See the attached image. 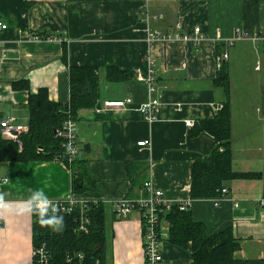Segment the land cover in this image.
<instances>
[{
	"label": "crops",
	"instance_id": "obj_1",
	"mask_svg": "<svg viewBox=\"0 0 264 264\" xmlns=\"http://www.w3.org/2000/svg\"><path fill=\"white\" fill-rule=\"evenodd\" d=\"M147 10L162 17L148 24ZM0 22L7 26L0 27L3 117L15 115L29 125L30 94L42 87L52 100L69 102L70 66L97 67L102 80V105L79 109L76 119L77 164L91 177L86 191L73 192L72 170L62 160L0 161L6 204L0 208V264H33V212L23 209L38 190L48 199L79 194L102 202L106 264H144L140 212L119 218L116 203L143 196L148 180L170 201H191L194 219L208 233L230 228L241 243L239 257L264 258V0H0ZM155 27L193 34L200 27L202 42H149L148 30ZM39 35L54 39H35ZM222 62L230 70L232 166L249 175L227 181L228 197L216 205L214 199L192 200L190 190L193 162L216 146L213 135L193 128L224 104L222 89L213 84ZM109 66L127 71L129 79L107 81ZM151 68L154 96L161 100L154 122L138 111L151 98L142 79ZM18 80H28L30 89L13 88ZM128 97L133 103L127 108L105 105ZM144 140L149 144H138ZM163 253L162 264L193 262L191 248L169 241Z\"/></svg>",
	"mask_w": 264,
	"mask_h": 264
},
{
	"label": "trees",
	"instance_id": "obj_2",
	"mask_svg": "<svg viewBox=\"0 0 264 264\" xmlns=\"http://www.w3.org/2000/svg\"><path fill=\"white\" fill-rule=\"evenodd\" d=\"M67 53L65 48L63 59L66 63ZM105 74V79L109 82L129 79V73L117 66L107 67ZM101 81L97 67L70 66L69 102L52 100L48 89L44 87L31 93L28 103L29 131L21 137L23 146L20 148L17 142L0 136V161L62 160L72 170L73 192L86 191L85 184L91 180L89 170L84 164H77L79 153L72 162L68 160L66 148L63 146L64 138L58 136V130L62 129L70 117L76 120L79 109L102 105ZM213 84L222 89L225 100L216 116L201 119L194 124V134L210 133L215 138L216 146L209 156L197 159L192 164V200L220 198L227 181L249 175L235 172L232 166L231 83L227 62L221 63ZM12 86L15 89H30L28 80L14 81ZM190 208L181 210L175 205L166 215V219L170 224L167 241L182 248H191L192 264H264V258L239 257L241 243L234 237L232 230L227 228L217 233H208L205 225L194 219ZM79 212L80 208L74 214L57 212L58 216L63 217V225L59 231L42 226L38 222V215L33 212L34 246L46 244L52 255V264L107 263L109 237L106 207L100 201L90 203L87 212L91 218L88 233L75 232ZM51 214L49 211V215ZM77 254H83L84 259L76 257L72 263L67 261L69 255Z\"/></svg>",
	"mask_w": 264,
	"mask_h": 264
},
{
	"label": "built area",
	"instance_id": "obj_3",
	"mask_svg": "<svg viewBox=\"0 0 264 264\" xmlns=\"http://www.w3.org/2000/svg\"><path fill=\"white\" fill-rule=\"evenodd\" d=\"M162 16L157 13H153L149 10L145 13V20L148 24L159 21ZM0 27L6 28L7 26L0 22ZM201 28L197 27L194 30V34L190 32H183L180 30L164 31L157 27L150 28L148 30V41H162V42H183L194 43L199 46L202 42V36H200ZM246 36L241 32L239 39H244ZM35 39L47 40L54 39V36H36ZM236 38L231 40V45ZM264 40V36H262ZM224 58H229L228 52L224 54ZM0 59L2 54L0 51ZM148 62L154 63L153 57H147ZM221 65V63H220ZM153 73L154 69H150V76L143 78L149 84V91L151 98L138 106V111L143 117L149 121L154 122L158 119V110L161 105V100L154 96L155 87L153 86ZM133 103V98L128 97L126 99L106 101L105 105L113 108H127L128 105ZM223 105L219 106L221 109ZM29 131V125L23 124L19 121V118L15 115L3 117L0 114V136L15 141L22 148L23 143L21 137L23 134ZM58 136L64 138L63 146L66 148L68 160L72 162L79 153L78 146V123L77 120L69 118L62 126V129L58 130ZM139 145H148L149 140H144L138 143ZM8 177H5L2 181H7ZM145 193L139 198L124 197L116 203V215L119 218H126L132 212L133 209H138L141 215L142 224V240H143V253L145 257L144 264H162L164 262L163 246L164 242L169 237L170 224L166 219V215L173 209L175 205H178L181 210H187L191 207V201L188 202H173L165 195V192L161 189L155 188L153 182L148 180L144 183ZM229 190L225 187L222 189V197L214 199L216 205H219L221 201L228 197ZM57 209L58 212L66 214H74L75 211L80 208L79 216L77 217V226L75 232L88 233L91 224V218L88 215L90 203H96L97 200H93L89 197L82 195H72L68 199H49ZM0 220V227L2 226ZM78 257L83 260V254L69 255L67 261L72 263L75 258ZM52 255L46 244L41 246H34L33 251V264H52Z\"/></svg>",
	"mask_w": 264,
	"mask_h": 264
},
{
	"label": "clouds",
	"instance_id": "obj_4",
	"mask_svg": "<svg viewBox=\"0 0 264 264\" xmlns=\"http://www.w3.org/2000/svg\"><path fill=\"white\" fill-rule=\"evenodd\" d=\"M28 207L23 209L27 212H35L39 217V223L42 226L52 227L54 230L59 231L63 225V217L58 216L56 213L58 209L52 205L51 201L45 195L43 190H38L32 193L28 202ZM4 194L0 193V208H5ZM51 211V215H49Z\"/></svg>",
	"mask_w": 264,
	"mask_h": 264
}]
</instances>
